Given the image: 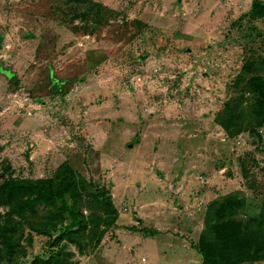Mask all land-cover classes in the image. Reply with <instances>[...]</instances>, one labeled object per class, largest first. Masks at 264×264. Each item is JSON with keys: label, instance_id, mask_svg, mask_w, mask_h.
I'll return each instance as SVG.
<instances>
[{"label": "rangeland", "instance_id": "rangeland-1", "mask_svg": "<svg viewBox=\"0 0 264 264\" xmlns=\"http://www.w3.org/2000/svg\"><path fill=\"white\" fill-rule=\"evenodd\" d=\"M257 1L0 0V182L51 179L68 163L119 211L109 227L91 189L85 250L32 234L20 264H203L194 246L215 201L238 195L236 218L258 217L264 127L249 132L248 85L264 77ZM229 104L243 126L235 137L217 120ZM173 241L191 255L169 252Z\"/></svg>", "mask_w": 264, "mask_h": 264}, {"label": "trees", "instance_id": "trees-1", "mask_svg": "<svg viewBox=\"0 0 264 264\" xmlns=\"http://www.w3.org/2000/svg\"><path fill=\"white\" fill-rule=\"evenodd\" d=\"M254 19L264 18V2L257 1L251 12ZM246 65L245 68H248ZM11 80L15 75L5 73ZM250 95L255 100L250 112L252 126L249 132L264 127V77L252 76L248 80ZM231 111V112H230ZM220 126L235 137L242 125H234L233 109L229 104L217 119ZM4 178V177H3ZM90 193L106 206L109 216L104 218L109 227L116 226L119 211L111 194L88 182L70 164H63L51 179L34 181L6 177L0 182V206L8 211L0 214V264H20L28 256L25 243L32 244V234L54 238L55 245L72 244L85 250L84 235L96 218L85 216L81 207L85 195ZM89 196V197H90ZM244 200L231 195L215 201L209 209L207 229L194 246L203 258V264H249L264 261V204L258 217L247 221L237 219L236 213ZM46 213L42 214L41 210ZM27 230L31 235L27 237ZM27 237V238H26ZM28 241V242H27ZM73 255V254H70ZM33 264H79L62 259L59 255L49 259H36Z\"/></svg>", "mask_w": 264, "mask_h": 264}, {"label": "crops", "instance_id": "crops-1", "mask_svg": "<svg viewBox=\"0 0 264 264\" xmlns=\"http://www.w3.org/2000/svg\"><path fill=\"white\" fill-rule=\"evenodd\" d=\"M121 212V211H120ZM164 236L162 237L163 239H164V237H166L167 235H168V233L166 234V232H164V234H163ZM169 236V235H168ZM164 242H165V240H164ZM184 242H185V240H182V243L184 244ZM171 244L169 245L172 249H169V252H179V250L181 249V248H183L184 249V247H185V245H183V244H177L176 242L174 243V241H173V243L172 242H170ZM179 249L178 251H176L177 250V248ZM187 247V246H186ZM183 249H181V251H182V253H186V252H184L183 251ZM175 254V253H174ZM186 254H188V256H190L191 255V252L190 253H186ZM198 257H199V259L202 261V263H203V258H202V256L198 253ZM165 258H166V256H165ZM164 258V259H165ZM170 258V257H169ZM169 258H167L166 260H162V264H164V263H166V262H169V263H171L170 261H169ZM176 261L178 262V264H182L181 263V260H179V258L177 257L176 258ZM172 264V263H171Z\"/></svg>", "mask_w": 264, "mask_h": 264}, {"label": "built area", "instance_id": "built-area-1", "mask_svg": "<svg viewBox=\"0 0 264 264\" xmlns=\"http://www.w3.org/2000/svg\"><path fill=\"white\" fill-rule=\"evenodd\" d=\"M138 81H139V82H140V81H143V79H142V78H139Z\"/></svg>", "mask_w": 264, "mask_h": 264}, {"label": "water", "instance_id": "water-1", "mask_svg": "<svg viewBox=\"0 0 264 264\" xmlns=\"http://www.w3.org/2000/svg\"><path fill=\"white\" fill-rule=\"evenodd\" d=\"M1 44H2V40L0 41V47H1Z\"/></svg>", "mask_w": 264, "mask_h": 264}]
</instances>
